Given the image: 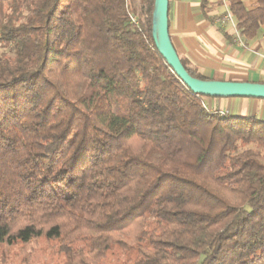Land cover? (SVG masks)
<instances>
[{
    "label": "trees",
    "instance_id": "1",
    "mask_svg": "<svg viewBox=\"0 0 264 264\" xmlns=\"http://www.w3.org/2000/svg\"><path fill=\"white\" fill-rule=\"evenodd\" d=\"M154 10L0 0V264H37L43 239L56 264H264V121L183 83ZM229 12L245 43L263 32L264 0Z\"/></svg>",
    "mask_w": 264,
    "mask_h": 264
},
{
    "label": "crops",
    "instance_id": "2",
    "mask_svg": "<svg viewBox=\"0 0 264 264\" xmlns=\"http://www.w3.org/2000/svg\"><path fill=\"white\" fill-rule=\"evenodd\" d=\"M252 9L256 0H241ZM170 37L180 58L207 80L264 84V28L242 45L225 16L230 0H169ZM204 98L215 112L264 121V99Z\"/></svg>",
    "mask_w": 264,
    "mask_h": 264
},
{
    "label": "water",
    "instance_id": "3",
    "mask_svg": "<svg viewBox=\"0 0 264 264\" xmlns=\"http://www.w3.org/2000/svg\"><path fill=\"white\" fill-rule=\"evenodd\" d=\"M153 38L161 55L193 93L209 98L264 99L262 83L205 81L187 72L170 37L169 0H155Z\"/></svg>",
    "mask_w": 264,
    "mask_h": 264
},
{
    "label": "rangeland",
    "instance_id": "4",
    "mask_svg": "<svg viewBox=\"0 0 264 264\" xmlns=\"http://www.w3.org/2000/svg\"><path fill=\"white\" fill-rule=\"evenodd\" d=\"M227 24H229V23H227ZM5 52H6V50L4 48L0 47V56ZM207 98L205 99L206 103H207ZM55 246H56L55 242H51L50 244H47L46 241L43 239L41 241V249L37 253L35 262L37 264H56L57 262L62 260V258H60L56 254L55 249L52 248ZM15 253H16V251L13 252V254H15ZM119 256H120L119 250H114V251L110 252L106 264H123V259H120ZM8 264H10V263H8Z\"/></svg>",
    "mask_w": 264,
    "mask_h": 264
},
{
    "label": "built area",
    "instance_id": "5",
    "mask_svg": "<svg viewBox=\"0 0 264 264\" xmlns=\"http://www.w3.org/2000/svg\"><path fill=\"white\" fill-rule=\"evenodd\" d=\"M225 20L227 21V22H229V24L230 25H232V27L234 28V30H235V34H236V38H237V41L240 43V44H244V41H243V39L241 38V36H240V34H239V32H238V30H237V27H236V23H235V21H234V18L232 17V15L230 14V12H229V10H228V12H227V14H226V16H225ZM132 21H133V23H138L137 22V19L136 18H132ZM223 115H225V114H223Z\"/></svg>",
    "mask_w": 264,
    "mask_h": 264
}]
</instances>
